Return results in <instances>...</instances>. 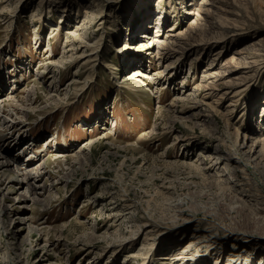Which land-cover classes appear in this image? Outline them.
I'll return each mask as SVG.
<instances>
[{"label":"rangeland","instance_id":"1","mask_svg":"<svg viewBox=\"0 0 264 264\" xmlns=\"http://www.w3.org/2000/svg\"><path fill=\"white\" fill-rule=\"evenodd\" d=\"M216 1L0 0V164L37 168L35 194L0 174V264H258L206 196L175 238L160 218L186 194L238 201L220 169L241 165L264 105V0ZM221 1L240 23L196 31ZM252 165L225 176L264 198V155ZM148 204L162 228L141 234Z\"/></svg>","mask_w":264,"mask_h":264},{"label":"bare ground","instance_id":"2","mask_svg":"<svg viewBox=\"0 0 264 264\" xmlns=\"http://www.w3.org/2000/svg\"><path fill=\"white\" fill-rule=\"evenodd\" d=\"M209 1L210 0H202V2H205L207 4H209L208 3ZM213 1L215 2V0H213ZM217 1L219 2V0H217ZM222 3L223 4L220 6V8H218V10H221L222 12H219L220 14H218L219 17H218L216 22L215 21H209L211 19L210 18V16H211L210 9L204 8L203 5L197 9V13L195 14V20H196L195 23H197L201 19L200 17H202V18H204V20L206 22H209V24H207V23L206 24H200V27H196V31L201 32V33H203V32L207 33L210 31L211 28H215V29H220V33H221L220 35L224 36V34H226L228 31L230 32V28H232L230 25L233 26L236 23H240L238 21V19H235L234 24L229 23L230 22V11L224 7H228V5H230V4L228 2H222ZM140 6H141V4L139 3V5H137V7H136L137 9L135 12L139 13L141 10H142V12L143 11L145 12V8H143V6H141V7ZM157 15H159V14H157ZM236 16H238V15H236ZM239 16L242 17L241 14H239ZM141 24H142V22H141ZM155 24H156V27L159 26L160 17L155 19ZM144 25H145V23L142 24V26H144ZM77 28H80V27H77ZM51 30L54 31L53 28H51ZM196 31L194 30V28H191V33H196ZM131 33H132V31H131ZM174 39H177V41H180V38L175 37ZM173 41H175V40H173ZM262 44L263 43H259V46H260L259 49L263 51L264 47L261 46ZM166 45H169V43H166L165 45L164 44L160 45L158 47L159 51L167 50L168 48L166 47ZM187 45H189V44H187ZM231 58H233V57H231ZM61 62H63V61H61ZM0 113H1V111H0ZM5 122H7V121H5ZM262 122H264V105L261 106V111H260L259 116H257V118H256L255 124L253 126H251L252 127L251 132H249V133L246 132L244 135L246 142H244V145H242V148L247 147V149H246L245 157H241V160H240L241 165L236 166V165L229 164L228 162L225 161V163L223 164V166L220 169V171L222 173H224V174H222L223 175L222 183L225 184L224 189H225V187L229 188V190L231 189L233 191V192L231 191V193H235V194H233L234 197L236 198L235 200H238V201H234V199H233L232 201H234V202H232L229 200L230 198L229 199L223 198V200H225V204H222V202H221L222 199H220L221 195L215 194V193H212L213 195H211V196H209L210 194L208 195L205 193L186 194L189 197L191 196V199L187 202L185 201L184 196L183 197L178 196V197H176L178 200L174 201L171 204H168L166 207L163 208L164 210L162 209L164 212L160 216V218L163 219V222H161V221L160 222L163 225V228L165 230H167L166 234L168 236L174 235V238H175L177 233L180 234V229H182L184 226H186L189 223V220L186 219L185 217L186 216L192 217L195 213H197L198 211H201V210H197V209H200L203 205H199L197 208H191L192 205H194V202H192V201H194L193 198L195 196L198 198L206 196V197H208V199L213 201V202L205 201V203H209L212 206V208H210L209 210H214V212L209 211V212H211L210 215L211 216L214 215L217 218L219 217L221 220H225V221L228 220L226 223H223V224L220 223V226H221L222 230L224 231V233L226 235L231 234L229 237H232L233 239L235 238L237 247H239V249L243 252V254L247 253V255H249L251 253H254V255H256V257H257V261H258L257 263L258 264H264V245H263L264 240L262 239L264 236V215L262 213V212H264V198L262 197V195H260L258 193H253V192L251 193L249 191V189L245 188L244 185H245L246 181L240 182L241 181L240 178L242 176H239V178L234 176L235 178H233V179L225 176V174L228 171H233L234 168H237V170H239L240 173H242L244 175L245 170H246V166L252 165L255 160L259 159L262 155H264V137L259 136L261 130L263 129L264 123H262ZM113 125H115V124H113ZM101 129H105V128L101 127ZM106 131L107 132H105V134H108L109 131L108 130H106ZM3 139H5V137ZM230 156H231V158L234 157L233 155H230ZM0 157H1V159L3 158L2 156H0ZM56 157L61 158V157H65V156H63V154L62 155L59 154ZM45 164H47V162L43 163L42 166ZM8 165H10V161H8V160L3 161L0 164V170L2 169L0 174L2 176L6 175V177H5L6 179H9L10 182H14L18 185L28 184L27 192L28 193L32 192L35 194L36 188H34L32 186L30 181L33 177H35V178L37 177V174H35L36 171H34L37 168H30V169L25 170L24 168L22 169V167H19L18 169L13 170V171L18 173L19 177L20 176L22 177V179H21L19 177H14V175L13 176L7 175L5 168L8 167ZM252 168H253V165H252ZM37 173H38V171H37ZM222 175H220L219 177H222ZM16 180H17V182H16ZM6 188L12 189L13 186H9ZM222 189H223V187H222ZM241 197H243L244 200H242ZM181 204H183L184 206H182ZM201 204H203V203H201ZM150 207L151 206L148 204L147 208H146L147 217H148L147 221H145V223H143L142 225L139 224L137 226V231L138 232L140 231L141 234L143 232L146 233V231H144V229H146V228H148V230H147V232H148V231H151L152 229H154L156 227H160V225H159L160 222H159V224L158 223L156 224L158 217L156 216L153 209ZM184 207H185V210L187 209L186 211L189 212L188 214L183 213V211H185ZM129 208L130 207L123 208L122 210L118 211L117 213L112 214V216L113 217H115V216L126 217L130 214ZM230 211L234 212L233 216L232 215L230 216ZM245 211H246L245 217L242 216V218H241V216H239V213L241 214L243 212V214H244ZM200 215H204V214H200ZM152 222H153V224H151ZM215 223H216V221H215ZM149 227H151L150 230H149ZM160 228H162V227H160ZM155 231L157 232V230H155ZM155 231H154V233H155ZM167 235H166V237H167ZM170 237H172V236H170ZM187 245H188V243L183 242V244L180 247H177L175 249L173 255L171 256V260H174L175 262H177L179 260H183V258L185 256L183 252H186ZM251 249H253V250L250 251ZM246 250H248V252ZM129 256L132 257V256H134V254L131 253Z\"/></svg>","mask_w":264,"mask_h":264}]
</instances>
